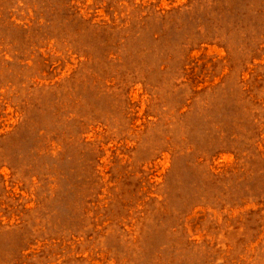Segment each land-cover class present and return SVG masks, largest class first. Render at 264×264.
Wrapping results in <instances>:
<instances>
[{
    "label": "rangeland",
    "instance_id": "1",
    "mask_svg": "<svg viewBox=\"0 0 264 264\" xmlns=\"http://www.w3.org/2000/svg\"><path fill=\"white\" fill-rule=\"evenodd\" d=\"M0 264H264V0H0Z\"/></svg>",
    "mask_w": 264,
    "mask_h": 264
}]
</instances>
